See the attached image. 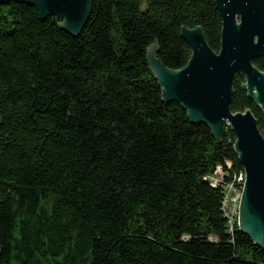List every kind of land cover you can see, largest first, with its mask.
Listing matches in <instances>:
<instances>
[{"label": "trees", "instance_id": "1", "mask_svg": "<svg viewBox=\"0 0 264 264\" xmlns=\"http://www.w3.org/2000/svg\"><path fill=\"white\" fill-rule=\"evenodd\" d=\"M61 24L0 0V264H264L204 179L243 169L234 133L165 102L147 61L157 43L166 68H183L182 27L218 52L215 0H92L77 36ZM243 82L230 109H249L264 136Z\"/></svg>", "mask_w": 264, "mask_h": 264}, {"label": "water", "instance_id": "2", "mask_svg": "<svg viewBox=\"0 0 264 264\" xmlns=\"http://www.w3.org/2000/svg\"><path fill=\"white\" fill-rule=\"evenodd\" d=\"M14 1L33 6L42 19L61 20V29L73 36L83 30L92 8V0ZM215 5L222 20L218 52L209 47L200 26L182 27L180 36L191 50L183 68L171 70L154 59L157 43L148 47L147 61L165 102L181 104L191 122L208 126L219 139L226 126L234 133L245 172L238 229L264 250V136L249 109H230L234 80L242 76L241 89L264 112V71L253 63L264 57V0H215Z\"/></svg>", "mask_w": 264, "mask_h": 264}, {"label": "built area", "instance_id": "3", "mask_svg": "<svg viewBox=\"0 0 264 264\" xmlns=\"http://www.w3.org/2000/svg\"><path fill=\"white\" fill-rule=\"evenodd\" d=\"M227 166L230 169V163H227ZM204 179L211 186L221 189V211L226 218L228 232L232 234L239 221L240 201L245 182L244 170L229 175L221 166H217L213 173L205 175Z\"/></svg>", "mask_w": 264, "mask_h": 264}, {"label": "rangeland", "instance_id": "4", "mask_svg": "<svg viewBox=\"0 0 264 264\" xmlns=\"http://www.w3.org/2000/svg\"><path fill=\"white\" fill-rule=\"evenodd\" d=\"M153 58L156 59L155 49H154V51H153Z\"/></svg>", "mask_w": 264, "mask_h": 264}]
</instances>
